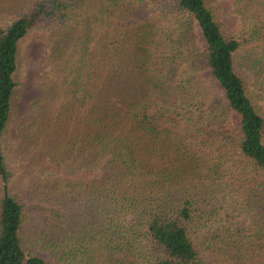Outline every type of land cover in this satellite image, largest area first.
<instances>
[{"label":"trees","instance_id":"1","mask_svg":"<svg viewBox=\"0 0 264 264\" xmlns=\"http://www.w3.org/2000/svg\"><path fill=\"white\" fill-rule=\"evenodd\" d=\"M235 5L226 31L209 0H0V264H264V0ZM36 25L51 102L29 128L84 175L46 178L35 229L1 140Z\"/></svg>","mask_w":264,"mask_h":264},{"label":"rangeland","instance_id":"2","mask_svg":"<svg viewBox=\"0 0 264 264\" xmlns=\"http://www.w3.org/2000/svg\"><path fill=\"white\" fill-rule=\"evenodd\" d=\"M209 3L217 18L223 22L226 31L237 26L240 17L235 0H209ZM51 30L50 26L36 25L19 41L17 65L13 74L15 85L11 96L10 115L1 140L9 174L10 191L27 207L31 206L26 225L35 229L43 225L42 215L52 216L53 213H49V209L58 208L56 203L44 198L41 185L48 182L46 178L65 176L68 179L77 178V183L84 175V172L77 171L75 174L72 172L70 165L72 159L65 158L60 160V164H56L43 154L50 143L52 128H40L38 133H34L31 127L29 128L31 125L33 127L34 122L39 118L34 115V111L49 109L48 103L51 102L44 96L40 86V76L50 67L47 37ZM211 85L220 93L215 82ZM256 105L264 117V102L257 99ZM229 119L231 125L235 127L233 117L229 116ZM71 183L68 198L70 204L73 196V180ZM64 196L66 192L61 198ZM40 253L48 257L47 251L41 250Z\"/></svg>","mask_w":264,"mask_h":264}]
</instances>
